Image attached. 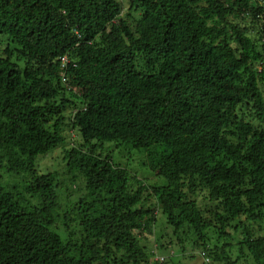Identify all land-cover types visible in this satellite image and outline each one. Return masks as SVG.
Segmentation results:
<instances>
[{"label":"trees","instance_id":"obj_1","mask_svg":"<svg viewBox=\"0 0 264 264\" xmlns=\"http://www.w3.org/2000/svg\"><path fill=\"white\" fill-rule=\"evenodd\" d=\"M124 1L122 15L123 0H0V39L22 62L0 53V179L19 187L0 184V264H172L159 212L182 250L264 264V236L244 223L264 222V7ZM66 130L82 188L63 208L58 175L36 163ZM112 143L143 151L165 183L115 166ZM228 229L243 235L233 259L208 244Z\"/></svg>","mask_w":264,"mask_h":264},{"label":"rangeland","instance_id":"obj_2","mask_svg":"<svg viewBox=\"0 0 264 264\" xmlns=\"http://www.w3.org/2000/svg\"><path fill=\"white\" fill-rule=\"evenodd\" d=\"M127 11V4L123 0V14ZM135 17H138L137 14L134 15ZM239 21V20H238ZM241 22V21H240ZM0 53H2L7 47L10 50L11 54V61L19 64L22 66V62H18L16 58V50L17 47L8 40L7 37H3L0 39ZM3 56H6L3 54ZM73 136V137H72ZM66 142L63 145H60L53 151L49 152L48 154L44 156H40L37 159L36 167L40 173H49V172H55L58 175L59 179V187H58V196L60 200L61 207H65L67 205V200H73L74 197L78 196L79 193L76 195V193L82 188V183L79 179L76 177H70L67 175L66 167H65V161H64V154L65 151L72 147V145L76 144V142L79 140V136L74 131V133H71V130H66L65 133ZM107 148L104 149L106 152L104 155L111 156L112 163L115 166L121 167L126 169L131 176L136 177L137 179L144 182L146 185H163L165 183L164 179L159 178L156 176V174L152 173L147 164H146V158L145 153L143 151H137L135 149H132L130 146L125 145H116V144H109L107 145ZM0 176H5V173L1 170ZM4 178V177H3ZM0 184L2 186H8L11 187L15 186V190H18L19 187L17 186V180H7V179H0ZM69 197V198H67ZM157 220L156 225L154 227V232L156 235L163 236V239L166 238V241L163 243L164 246H166V252L162 254L161 251H158V255H164L165 259L169 258L167 261H171L173 264H221L217 262H213L212 258L209 257V262H205L204 258L201 257L202 250L194 249L192 247V242H189L185 245L184 249H180L179 246L176 244L175 237L172 235L171 229L168 227L167 219L162 213L157 214ZM248 228L253 230L259 235L264 236V222L255 223V224H248ZM230 234L232 235L231 240H224L222 238H218L213 231L208 232V244L211 249H213L214 245L223 246H230L225 247V250L230 251L231 258L233 259L235 255L239 251L240 242L243 238L241 229L234 231V229H228ZM157 235V236H158ZM165 236V237H164ZM171 242L172 245H167L168 242ZM226 242V243H224ZM141 243L146 246L148 251L154 252V239L153 236L146 235L145 239H141ZM172 246V247H171ZM194 249V250H193ZM200 251V252H199ZM246 251V250H245ZM198 254V255H197ZM200 254V255H199ZM167 256V257H166ZM207 257V255H206ZM208 258V257H207ZM156 259L153 258L154 261ZM170 263V262H169ZM251 261H249V264ZM241 264V263H239Z\"/></svg>","mask_w":264,"mask_h":264},{"label":"built area","instance_id":"obj_3","mask_svg":"<svg viewBox=\"0 0 264 264\" xmlns=\"http://www.w3.org/2000/svg\"><path fill=\"white\" fill-rule=\"evenodd\" d=\"M257 2L259 3V5H261V6L264 7V0H257ZM60 61H61V67H62V68H65L66 64L68 63L67 56L64 55L63 57H61ZM61 77H62V80H64L63 74H61ZM83 109H84V108H83ZM75 111H77V110H75ZM200 254H201V257L204 258V261H205V262H209L208 258L205 256L204 253H200ZM158 259H159V258L156 257L155 260H158ZM160 260H162V258H160Z\"/></svg>","mask_w":264,"mask_h":264}]
</instances>
